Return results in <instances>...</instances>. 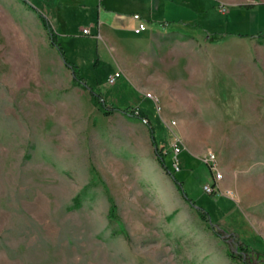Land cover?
<instances>
[{
    "label": "rangeland",
    "instance_id": "374dc122",
    "mask_svg": "<svg viewBox=\"0 0 264 264\" xmlns=\"http://www.w3.org/2000/svg\"><path fill=\"white\" fill-rule=\"evenodd\" d=\"M176 9L201 31L165 25L143 68L140 41L128 62L82 30L96 35L100 15L149 14L144 0H0V264H264V32L250 34L264 0ZM208 151L220 195L203 189Z\"/></svg>",
    "mask_w": 264,
    "mask_h": 264
},
{
    "label": "crops",
    "instance_id": "0c3cea01",
    "mask_svg": "<svg viewBox=\"0 0 264 264\" xmlns=\"http://www.w3.org/2000/svg\"><path fill=\"white\" fill-rule=\"evenodd\" d=\"M147 4H149V14H142L140 11L136 10L132 13V15H123V14H114V15H100V20L97 26L96 35H93L92 29L90 28L93 37H100L103 41H108L111 44L115 45L118 53L122 55H128L127 61H132V54L134 55L135 49L138 47L139 41L143 44L141 47V56H142V65L143 68L147 67L150 64H153V56L155 51L159 49L160 45V35L163 34L164 28H167L171 31H180L183 30L185 32H199L200 23L197 22L195 17L190 16H181L176 9L177 5L180 4L181 1L184 0H144ZM215 1V0H214ZM254 4L256 2H253ZM259 4V3H257ZM164 7V13H168L169 16L166 18H157L159 14V9ZM167 10V11H166ZM39 11V10H38ZM220 12V10L218 9ZM37 12V10H36ZM256 12V10L254 11ZM134 13H140L141 16L147 21L148 29L140 34L134 32V27L136 25L135 20L133 19ZM222 13V12H220ZM223 14V13H222ZM254 14H257L254 13ZM40 19V18H39ZM252 26L250 30V34H254L257 32H264V27H260L257 24V15L252 18ZM41 21V20H40ZM50 21V20H49ZM52 24V23H51ZM166 25V26H165ZM53 26V25H52ZM55 31L58 29L54 26ZM208 31V30H203ZM215 30L216 33H218ZM83 32V30H82ZM211 32V31H210ZM58 34V33H57ZM83 34H85L83 32ZM75 64V62H73ZM76 65V64H75Z\"/></svg>",
    "mask_w": 264,
    "mask_h": 264
},
{
    "label": "built area",
    "instance_id": "2783aa9c",
    "mask_svg": "<svg viewBox=\"0 0 264 264\" xmlns=\"http://www.w3.org/2000/svg\"><path fill=\"white\" fill-rule=\"evenodd\" d=\"M223 10H225V9H223ZM133 19L136 22V25L134 27L135 33L140 34V33L144 32L148 29V23L141 16V14L134 13ZM83 32L85 34L91 33L89 27L83 28ZM120 76H121V73L119 71H116L113 74H109L108 83L114 84ZM172 150H173V157H174V162H173L174 170H179L180 166L178 163V157L177 156L180 153V151L182 150V145H181V142L179 140H177V139L173 140ZM203 160L209 164L210 169L212 171V179L210 182L203 185V189L206 193L214 194V195H220L221 194L220 181L223 179L224 175L219 170L217 155L212 151H208L206 154L203 155Z\"/></svg>",
    "mask_w": 264,
    "mask_h": 264
},
{
    "label": "trees",
    "instance_id": "16d2710c",
    "mask_svg": "<svg viewBox=\"0 0 264 264\" xmlns=\"http://www.w3.org/2000/svg\"><path fill=\"white\" fill-rule=\"evenodd\" d=\"M248 7H250L251 5H246ZM37 14H38V17L40 18L41 20V23L43 25V27L47 30V33L49 34V38H50V42L52 43L53 46H56L58 52L61 54V56L63 57V60L64 62L67 64V66L72 70V74H73V80L75 82L77 81H80V83L83 82V80L81 79V77L78 75V72L75 68V64H73L72 61L68 60L62 50V48L59 46L58 42L56 41L57 40V31H55V29L53 28L51 22L49 21V19L47 18L46 15H44L41 11H38L37 10ZM93 97H100V95L96 94L95 92H93L92 90H90ZM99 101L101 103L102 106L106 107L107 104L106 102L102 99V98H99ZM113 111H120L122 113H125V114H132V113H129L128 110H123V109H120L119 107H111ZM139 115H137L138 117L140 118H146L148 119V117L146 116V114L142 111V110H139ZM149 121V119H148ZM150 123V122H149ZM150 133H151V138H152V142H153V145L155 146V153L157 156V159L159 161V163L168 171L170 172V174H172V171L169 170L165 164V156L166 154L168 153L167 151L163 152L161 150V147H159L157 144V141H156V138H155V135H154V131H153V127L151 126L150 124ZM177 183V186H178V189L180 190L181 189V186L179 184L178 181H176ZM200 214L202 217H205V216H208V212L206 210H204L203 208H200ZM209 217V216H208ZM210 219V217H209Z\"/></svg>",
    "mask_w": 264,
    "mask_h": 264
}]
</instances>
